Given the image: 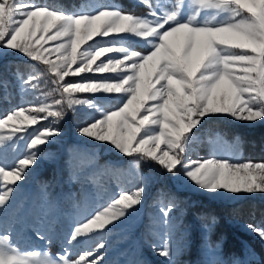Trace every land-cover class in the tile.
Listing matches in <instances>:
<instances>
[{
	"label": "snow or ice",
	"instance_id": "snow-or-ice-1",
	"mask_svg": "<svg viewBox=\"0 0 264 264\" xmlns=\"http://www.w3.org/2000/svg\"><path fill=\"white\" fill-rule=\"evenodd\" d=\"M136 2L146 8L145 15L110 6L65 11L35 0H0V49L18 52L43 66L26 77L17 69L22 90L25 85L39 89L41 77L47 75L52 91L59 94L51 103L14 108L0 117V148L7 141L22 139L16 134L41 120H62L64 106L86 105L100 115L79 127L78 134L107 142L125 157H136L132 163L137 169L142 161H152L170 174L183 169L190 182L209 193L264 194V162L189 155L194 130L207 116L264 121V0ZM130 39L142 42L147 51L141 53L123 43ZM85 73L114 75L66 80ZM0 86L6 87V82L0 81ZM76 93L117 94L120 106L103 111L96 100L77 98ZM60 135L58 128H38L31 134L27 155L11 168L0 165V216L14 207V193L23 187L20 182H26L39 158L38 146L51 144ZM143 191V187L121 191L76 224L67 244L111 231L109 225L130 216L129 210L141 204ZM174 209L171 202L159 209L165 233L163 246L154 247L167 264H175ZM50 226V220L47 226L41 222L36 230L47 244L52 243ZM246 227L264 241V227ZM104 248L101 240L76 258L71 247L55 256L47 251L22 252L11 231L0 230V264H101L104 257L99 250ZM248 257L234 258L231 264H258L254 253Z\"/></svg>",
	"mask_w": 264,
	"mask_h": 264
},
{
	"label": "rangeland",
	"instance_id": "rangeland-1",
	"mask_svg": "<svg viewBox=\"0 0 264 264\" xmlns=\"http://www.w3.org/2000/svg\"><path fill=\"white\" fill-rule=\"evenodd\" d=\"M172 2L173 0H161V3L164 4ZM85 10L91 11L86 8ZM105 39L111 40L112 38ZM123 43L135 48L138 52L144 53L147 51L142 42L130 39L123 41ZM13 60L24 61L28 59L18 52L0 49V63ZM33 63L34 67H30L26 71L19 69L18 65L11 66L10 64L0 68V81L6 82L7 85L6 87L0 86V117L14 108L37 104L42 101L51 103L59 98V94L52 91L53 85L49 82L50 77L47 75L41 77L39 89L31 90L29 86L25 85L24 90H22L21 82L16 79L15 73L19 69L26 77L29 73L39 71L43 67L37 62ZM102 75L114 74L94 75L85 73L82 74V77H67L66 80L99 79ZM46 93L51 94L44 95ZM75 95L80 99L96 100L98 107L103 111L113 110L120 106V99L117 94L76 93ZM64 107L65 116L62 120L57 121L54 117L41 120L40 123L29 127L27 132L16 134L18 137L22 136V139L7 141L5 146L0 148V165L11 168L18 159L27 155L30 151L27 148V144L31 139V134L36 129L53 127L58 128L62 133V135L54 138L53 143L38 146L39 158L37 163L32 166L31 174L26 182H20L23 187L14 193L16 197L14 207L6 216H0V230H10L13 234L14 242L22 252L47 251L55 256L64 248L71 247L72 258H76L79 253L96 248L102 240L105 243V248L99 250L104 257L101 264H150L147 248L143 250L134 248L132 233L141 224L140 218L137 216L140 215L141 217V215H146L147 213L158 212L156 207L161 208L159 205H155L159 202L160 206L163 205L161 203L163 202V197L160 196L161 193L157 196L161 197V199L154 197L147 203L146 191L150 179L148 173H141L139 169L133 166L132 157H125L119 154L107 142H98L78 134L77 129L89 123L93 118L99 117V111L86 105H75L73 109ZM214 117L250 127L264 123V121H239L228 115L217 114L205 117L202 124ZM202 148H206L207 152H202ZM189 155L192 159L215 157L217 159H226L230 162H249L241 158L235 144L225 140L220 141L216 138L206 144L200 135L197 136V134ZM147 162L157 165L152 161ZM181 170L179 173L171 174L170 181L164 182L165 180H163L162 182L167 185L159 188L171 187L177 191H192L203 194L210 199L227 203L236 202L247 197L264 199V194L260 193L229 194L226 191L209 193L196 187L184 176L183 169ZM139 187L144 189L141 204L135 206L133 210H129L132 212L130 216L121 218L120 221H114L113 225L108 226L111 231L106 229L102 234L93 233L89 237L79 238L81 240L79 244L72 246L67 244V240L76 224L82 222L85 217L100 207L108 204L121 191L130 192ZM147 204L155 207L149 206L147 211ZM49 220L51 221L49 229L52 234L51 244H47L46 241L36 236L37 227L41 222H44L45 226H47V221ZM172 222L174 224L172 242L176 250L174 257L176 259L178 252L175 246L177 245L175 235L176 231L182 230L176 224L173 216ZM156 223L158 224L154 225V231H161V237L160 241H158L159 244H157L156 239L155 245L156 247H162L165 229H163L159 221ZM246 226L244 225L243 228L248 230ZM153 255L157 256L158 254L154 251ZM158 257V264H167V258L159 255ZM207 261L211 262L212 260L207 259Z\"/></svg>",
	"mask_w": 264,
	"mask_h": 264
},
{
	"label": "trees",
	"instance_id": "trees-1",
	"mask_svg": "<svg viewBox=\"0 0 264 264\" xmlns=\"http://www.w3.org/2000/svg\"><path fill=\"white\" fill-rule=\"evenodd\" d=\"M35 3L65 11H79L81 8L94 10L103 6L118 7L124 12L138 16L145 15L147 11L136 0H35ZM8 64L18 65L23 71L34 67L32 61L13 60L1 62L0 68ZM194 132L197 136L200 135L206 144L214 138L235 144L244 161L264 162V123L250 127L214 117L206 120ZM202 150L207 152L206 148ZM139 171L148 173L150 177L146 191L147 203L154 197L160 199L163 197L161 202L163 205L160 206V202L155 205L164 207L169 202L175 204L171 215L182 230L176 231L175 235L178 252L175 264H231L234 258L247 260L250 252L254 253V259L258 264H264V241L243 228L248 224L264 227V199L247 197L227 203L192 191H177L171 187L160 189V186L167 185L162 182L163 180L164 182L171 180L170 173L161 166L147 161L141 162ZM181 171L180 169L179 172ZM159 193L161 197H157ZM149 206L155 207L147 204V207L145 206L147 211ZM156 209L158 212L137 216L141 224L132 233L134 248L141 250L147 248L150 264H158L159 261L158 255H153L156 239L159 244L161 237V231H154V225L161 220L160 208ZM207 259L212 261L209 262Z\"/></svg>",
	"mask_w": 264,
	"mask_h": 264
}]
</instances>
